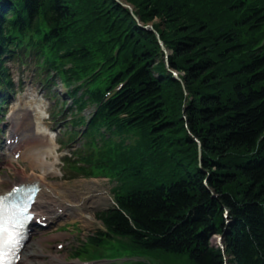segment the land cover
<instances>
[{"label":"trees","instance_id":"1","mask_svg":"<svg viewBox=\"0 0 264 264\" xmlns=\"http://www.w3.org/2000/svg\"><path fill=\"white\" fill-rule=\"evenodd\" d=\"M126 1L188 93L117 0H0V87L31 57L77 112L96 105L67 164L116 178V204L75 255L120 237L161 264H264V0ZM225 231L228 258L211 242Z\"/></svg>","mask_w":264,"mask_h":264},{"label":"rangeland","instance_id":"2","mask_svg":"<svg viewBox=\"0 0 264 264\" xmlns=\"http://www.w3.org/2000/svg\"><path fill=\"white\" fill-rule=\"evenodd\" d=\"M150 23L153 22L151 21ZM12 65L14 66V77L17 80L15 90L19 88V81L24 79L21 85L22 89L17 90V100L26 101V99H28L29 91L31 94L38 93L40 96L43 94L51 95V98L47 96L44 98L46 103L43 110H46V116L47 114L50 116L45 118V123L50 126L53 131L57 130L56 132L58 134L54 138V143L58 149L54 155L47 158L48 161L55 162L54 168L56 172L53 175H48L46 181L52 186V188H55V191L57 192L56 201L67 197L73 203V206L68 210V215L36 235L29 242L27 248L43 250L45 252L43 261L35 264H81V261H79L78 258L72 256V250L77 245H81L83 240L85 241L86 237L90 234L103 227L102 222L98 219L96 213L113 203L112 191L113 187L118 182L116 179L104 175L69 177L70 172L67 171V168L65 169L62 157L63 155L68 154L72 148H75L77 144L75 141L69 145L62 143V140L66 143L69 138V134H67L66 131L72 126H67V124L70 123L74 116L72 110L63 105V100L67 99V95L66 93L62 95L59 92H65L62 83L57 79L59 84L54 87L52 82L45 80L43 74H35V71L31 67H21L18 63H12ZM15 104L16 101L7 109L11 110ZM92 108L93 107L88 108L84 113L88 114ZM10 110L8 113H10ZM35 120L37 119H34L33 121L34 126ZM73 143L75 146L71 147L70 145ZM33 144L35 143H31V146ZM67 147H70V149ZM2 151L3 150L0 149V175L4 180L0 182V188L10 186V184L20 179V177L22 178V175H25L24 177H31L34 173L39 174L42 172L40 168L34 169L31 166L30 161H27V159H20L15 165L18 169H22L23 171L18 173L17 169L6 165L8 162V156L5 153H2ZM49 197H56V195H54V190H52ZM110 240L111 242H118V249L121 251L122 255H125V258L117 260V263L118 261L121 262L125 260L127 262L129 261V263L142 261L152 264H161L165 261V259L152 257L146 252L131 250V253H125L128 247L124 243L121 244L123 242L121 238L115 237ZM59 243H63L61 248L58 247ZM117 253L119 254L118 250ZM110 255L112 256L113 252Z\"/></svg>","mask_w":264,"mask_h":264},{"label":"bare ground","instance_id":"3","mask_svg":"<svg viewBox=\"0 0 264 264\" xmlns=\"http://www.w3.org/2000/svg\"><path fill=\"white\" fill-rule=\"evenodd\" d=\"M42 106V104L40 103L39 99H35V105L34 107L37 109V112L39 110V108ZM27 113H25L23 115V118H31L32 117V110L30 107H28L27 109ZM42 117V115L40 116ZM35 131L36 132H32V133H29L27 136H22L21 138V142H22V139H26L28 138L29 140L31 141H37L41 139V141L43 142L45 138H51V135L49 134V129L48 128H45L42 123L38 122L37 124V127L35 128ZM43 136V137H42ZM44 138V139H43ZM16 148L18 147V144L14 143L13 147ZM46 150L44 152H42V150L40 149H36L33 151V154L29 157L30 159V163H31V166L35 169V168H40L42 170L41 173L37 174V173H34L33 176L31 178H29L27 181H30V182H35V181H38L40 182L41 185H43V189L42 191L40 192V195H39V202L37 203V208L40 212H42L41 210L42 209H45V208H48L50 206V200H54L52 197H49L52 190H54V195H56V197L54 198H57V192L55 191V188H52V186L49 184V183H46V174L47 173H55V168H54V164L55 162L54 161H48V157L53 155L56 151V145H54V142L52 139H49V142L46 144ZM19 173L22 172L23 170L22 169H19L18 170ZM24 176L25 175H22V179L19 180L18 182L16 181L14 183L15 184H18L20 182H25L26 179H24ZM4 179L2 177H0V181H3ZM14 185L10 186L8 189H5L3 188L2 190H0V193L2 191H6V190H10ZM55 187V185H54ZM48 194V196H47ZM44 196H47V198H44ZM63 199H67V197H64ZM46 212V211H43V213ZM45 255V252L43 250H36V249H31V248H28L24 255H23V258H24V262L26 260L29 261V263H25V264H31V263H40L43 261V256ZM24 264V263H23Z\"/></svg>","mask_w":264,"mask_h":264},{"label":"snow or ice","instance_id":"4","mask_svg":"<svg viewBox=\"0 0 264 264\" xmlns=\"http://www.w3.org/2000/svg\"><path fill=\"white\" fill-rule=\"evenodd\" d=\"M15 213L12 212L5 202L4 197H0V264H13L17 259L13 253L20 246L21 229L23 223L14 219ZM25 220L31 216H25Z\"/></svg>","mask_w":264,"mask_h":264},{"label":"water","instance_id":"5","mask_svg":"<svg viewBox=\"0 0 264 264\" xmlns=\"http://www.w3.org/2000/svg\"><path fill=\"white\" fill-rule=\"evenodd\" d=\"M118 1H119L120 3H122L123 5L129 7L130 10H131V12H132V14L136 17V19H137L138 21H140L139 16H137V15L134 13V11H133V6H132L131 4H128V3H126V2H124V1H122V0H118ZM146 27L149 28L150 30L156 31V30L154 29V27H153L152 24H149V25H147ZM158 36H159V34H158ZM161 43H162V47H163V49L166 51V53H167V57H168V56H169V51H168L167 47L165 46V44H164V42H163L162 40H161ZM167 60H168V59H167ZM168 62H169V60H168ZM177 78H179V79L183 82V80H182V78H181L180 76H177ZM183 83H184V82H183ZM184 85H185V84H184Z\"/></svg>","mask_w":264,"mask_h":264}]
</instances>
